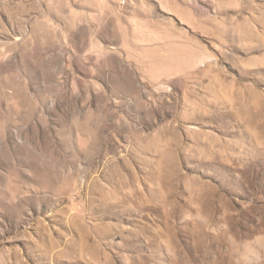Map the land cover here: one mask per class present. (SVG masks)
Segmentation results:
<instances>
[{
    "label": "rangeland",
    "instance_id": "1",
    "mask_svg": "<svg viewBox=\"0 0 264 264\" xmlns=\"http://www.w3.org/2000/svg\"><path fill=\"white\" fill-rule=\"evenodd\" d=\"M0 264H264V0H0Z\"/></svg>",
    "mask_w": 264,
    "mask_h": 264
}]
</instances>
